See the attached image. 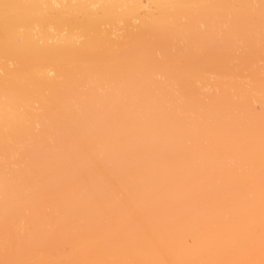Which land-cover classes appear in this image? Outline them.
<instances>
[{
  "label": "bare ground",
  "instance_id": "6f19581e",
  "mask_svg": "<svg viewBox=\"0 0 264 264\" xmlns=\"http://www.w3.org/2000/svg\"><path fill=\"white\" fill-rule=\"evenodd\" d=\"M0 264H264V0H0Z\"/></svg>",
  "mask_w": 264,
  "mask_h": 264
}]
</instances>
